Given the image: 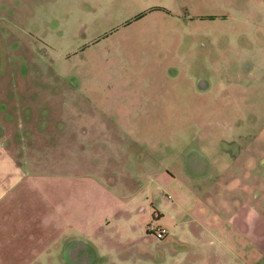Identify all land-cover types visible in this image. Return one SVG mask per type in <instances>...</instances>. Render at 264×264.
<instances>
[{"label":"rangeland","instance_id":"374dc122","mask_svg":"<svg viewBox=\"0 0 264 264\" xmlns=\"http://www.w3.org/2000/svg\"><path fill=\"white\" fill-rule=\"evenodd\" d=\"M257 204L264 0H0V264L39 226L62 237L31 264L74 236L94 264H177Z\"/></svg>","mask_w":264,"mask_h":264},{"label":"crops","instance_id":"0c3cea01","mask_svg":"<svg viewBox=\"0 0 264 264\" xmlns=\"http://www.w3.org/2000/svg\"><path fill=\"white\" fill-rule=\"evenodd\" d=\"M86 119H87V116L85 117V116L79 115L76 119V123L78 124L86 123ZM68 123H75V121H71L70 119ZM90 123H92L91 118H90ZM103 134H104L103 137L111 136L110 133H103ZM247 154L252 155V153L251 154L244 153L243 156ZM189 164H190V160H189ZM194 167L198 168L197 165H195ZM249 168L250 167L248 166L246 168L245 164H242V165L241 163L235 164V171H236L235 174L236 175L234 177V180H236V182H240V185H237L236 189H239L241 193L242 188L245 187L244 185L251 184L253 186L252 189H254L253 196L258 200L259 192H258L257 186L259 182L257 181L258 179L254 181L253 177L258 176V173L260 171V166L258 167L256 166L255 168L252 167L250 169ZM247 172L250 173V175L245 176L244 173L247 174ZM200 173H203V172H200ZM162 175H163V171H161L160 176ZM202 176H205V174L203 173ZM172 179H174V176H172ZM150 180L153 183L156 179L152 177L150 178ZM240 197H244V196H242L241 194H239V196H236L237 201H241L243 199ZM219 202L220 204L223 202L221 196L219 197ZM258 204H257L255 213H252L250 218H247L248 214H243V213L241 215H237L236 213L232 215V217L230 216V218H228V215H226L225 217L224 216L219 217L220 228L222 227L221 225L222 223H225V226H227L226 221L231 223V227L221 228L219 246L213 247V245L209 244L205 246L203 251L198 247H196L195 249V246H193L192 250L189 252L186 258L185 257L178 258L177 264H183L185 262H187V264H264V225H263L264 222L262 221L263 219L261 218L259 214ZM40 214L42 215V213ZM220 215L221 213L219 214V216ZM161 216L162 215H157L156 218L159 219L161 218ZM51 227H53V224L50 225V228ZM36 229L38 231L34 232V235H33L35 237V240L32 241V244H30L27 248L20 251L22 256L19 253V255L21 256L19 258V261L24 262L23 264L25 263L31 264L35 261H38L39 257L41 256V253L49 249L51 250V246H53V244H55L58 240L60 242V239L62 237V235L60 234L58 235V233L54 234V231L56 228H51L48 231L43 229L44 232H39L40 226L39 228H36ZM224 235L226 236L224 237ZM81 238H84V237L74 236L73 238H70L69 240L66 241V243L63 246L62 254H61V262L63 264H68L69 259H71L72 254L77 253L78 251H81V250H84V251L89 250L91 252V255L88 256V259L86 260V264H94L96 262L94 251L91 248L92 246L89 245V243L87 242L85 238L84 239H81ZM42 244L44 245L43 246L44 248H41L40 255L38 257L37 256L35 257V254L37 253L34 252L33 257H30V253H32L33 250L36 249V246L42 245ZM180 251L181 250H179V252ZM193 251L194 252H205V254L202 259L198 261L197 260L194 261L195 255H193L192 257V254H191Z\"/></svg>","mask_w":264,"mask_h":264},{"label":"flooded vegetation","instance_id":"af4514ba","mask_svg":"<svg viewBox=\"0 0 264 264\" xmlns=\"http://www.w3.org/2000/svg\"><path fill=\"white\" fill-rule=\"evenodd\" d=\"M91 255V252L89 250H81L77 253L72 254L71 259H69L68 264H86V260L88 259V256Z\"/></svg>","mask_w":264,"mask_h":264},{"label":"built area","instance_id":"2783aa9c","mask_svg":"<svg viewBox=\"0 0 264 264\" xmlns=\"http://www.w3.org/2000/svg\"><path fill=\"white\" fill-rule=\"evenodd\" d=\"M151 231L155 234V236L158 238V239H161V238H163L164 236H165V234H166V232H165V230L164 229H162V228H155V229H152L151 228Z\"/></svg>","mask_w":264,"mask_h":264},{"label":"trees","instance_id":"16d2710c","mask_svg":"<svg viewBox=\"0 0 264 264\" xmlns=\"http://www.w3.org/2000/svg\"><path fill=\"white\" fill-rule=\"evenodd\" d=\"M156 10H158V9H156Z\"/></svg>","mask_w":264,"mask_h":264}]
</instances>
